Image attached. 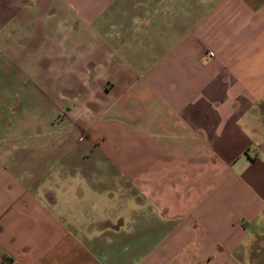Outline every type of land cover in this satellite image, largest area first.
Segmentation results:
<instances>
[{
  "label": "crops",
  "instance_id": "crops-1",
  "mask_svg": "<svg viewBox=\"0 0 264 264\" xmlns=\"http://www.w3.org/2000/svg\"><path fill=\"white\" fill-rule=\"evenodd\" d=\"M3 256L264 264V0H0Z\"/></svg>",
  "mask_w": 264,
  "mask_h": 264
},
{
  "label": "trees",
  "instance_id": "trees-1",
  "mask_svg": "<svg viewBox=\"0 0 264 264\" xmlns=\"http://www.w3.org/2000/svg\"><path fill=\"white\" fill-rule=\"evenodd\" d=\"M9 262V259L6 256H3L0 260V264H7Z\"/></svg>",
  "mask_w": 264,
  "mask_h": 264
},
{
  "label": "rangeland",
  "instance_id": "rangeland-1",
  "mask_svg": "<svg viewBox=\"0 0 264 264\" xmlns=\"http://www.w3.org/2000/svg\"><path fill=\"white\" fill-rule=\"evenodd\" d=\"M39 129H40V132H42V131H43V129H44V127H41V126H40V128H39ZM40 137H41V133H40ZM46 145H47V143H46V142H44V143H41V144H40V146H42V147H45Z\"/></svg>",
  "mask_w": 264,
  "mask_h": 264
}]
</instances>
